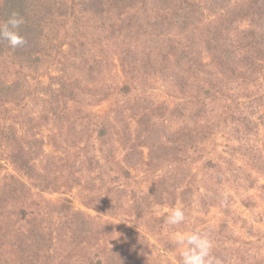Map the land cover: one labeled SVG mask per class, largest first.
Listing matches in <instances>:
<instances>
[{
  "label": "rangeland",
  "instance_id": "obj_1",
  "mask_svg": "<svg viewBox=\"0 0 264 264\" xmlns=\"http://www.w3.org/2000/svg\"><path fill=\"white\" fill-rule=\"evenodd\" d=\"M190 1L204 15L182 25L171 17L181 0H37L31 15L43 17V59L20 67L8 55L4 71L0 64V180L25 182L43 211L69 200L90 226V240L72 244L71 229L55 231V248L45 247L54 251L51 264H171L174 229L156 206L178 202L189 216L178 227L209 230L223 264H264V61L249 73L243 67L250 34L243 18L221 52L240 77L226 98L208 90L223 68L204 39L219 24L209 15L216 7ZM247 2L232 0L238 17ZM259 18L254 30L264 37ZM225 66L229 77L233 63ZM21 206L9 202L0 222L30 236ZM125 225L137 238L123 237ZM12 264L37 263L14 250Z\"/></svg>",
  "mask_w": 264,
  "mask_h": 264
},
{
  "label": "trees",
  "instance_id": "obj_2",
  "mask_svg": "<svg viewBox=\"0 0 264 264\" xmlns=\"http://www.w3.org/2000/svg\"><path fill=\"white\" fill-rule=\"evenodd\" d=\"M208 1L216 7V10L214 12H209V15L216 16L215 19H217L219 24L215 28L216 30L214 28H212V30H209L211 35L204 36V39L207 40L213 46L212 49L216 51V53L213 54V62L217 63L220 67H223L220 71L221 80L219 82H211L212 84L208 87V90L212 89L216 93H220L221 98H226L225 91L227 88H229V81L236 82V79L240 77V74L237 72V68L239 67L235 64V61L229 62L228 57L230 55L221 53L222 51L224 52V49H222V47L225 44L230 43L228 42V40L231 36V28L237 25V23L243 18L248 19L249 28L247 31L250 34L248 35L249 42L247 43L246 51L244 52L245 56L243 58V67H245V71H247L248 73L260 67L261 62L264 61V51L262 50L264 49V37L262 35H258L259 32L256 33V30L258 29L256 28V20L254 19L255 17L264 19V0H248L246 6L240 12L241 17H238L236 15V7L232 6V0ZM36 2L37 0H0V22L6 21L12 13H18L25 20V23L20 27V32L25 36L27 41L24 46L12 49L8 45V42L6 40L0 39V58L2 59L0 64H3V71L7 68L6 63H8V59L10 58L11 60L12 58H14L16 60L15 63L19 64L20 67L21 64L24 66L25 63L27 65H30L26 61L33 63V61H40V59H43L41 53H43L44 49L42 48L41 43L42 39H44V35L43 27H40L42 26L40 21L41 18L43 19V17L37 19V16H35V14L31 15V13L36 10V8L31 6L36 5ZM181 2L182 4H175V6L177 7L175 8V11L172 13L171 17H177V20L179 21V23H182V25L188 20L191 21L197 19L199 14L202 16L204 15L203 12H200L197 9L199 5L196 4L195 1L181 0ZM45 23H47L46 20L44 22V27ZM180 47L183 49L182 52L185 53V56L189 59L188 62L190 66L193 68L196 67L199 70L198 67L201 62L195 59L191 51H188V47H184L181 45ZM176 50L175 52L177 53ZM8 55H10L11 57L7 59ZM232 63V68L228 69L230 73L228 77L224 74V67H226L225 65ZM34 65H38V63L36 62ZM1 75L2 71H0V76ZM224 76H226L228 79ZM225 80L227 81L225 82ZM2 92L8 94L7 91ZM210 93L213 95H208L205 97L210 98V96L213 97L215 95L212 92ZM194 97H196L198 100L196 102H201L199 100L201 99L199 96ZM205 107L206 104L205 102H203V104H201V106L198 108V113L204 115ZM233 110H237L236 105ZM233 119L236 122L243 121V118H241L240 116L237 117L233 115ZM207 123L208 122L205 121V123L201 125L198 123H196L195 125L198 124L199 126H201V128H205L208 126ZM244 125L246 127L250 126V124L246 121L244 122ZM194 128L197 127L195 126ZM103 134L104 132L100 130L98 132V138H102ZM21 156L22 154H18V157ZM21 169L27 170L29 177H32L35 172L32 170V167L27 163V161H22ZM56 186V191L62 190L61 184H56ZM27 187L28 186L25 185V182L17 180L16 178L15 180H13V177L12 182H10L9 180H0V211L2 210V208H5L9 202H14L18 205H22L21 209L24 214L29 215L28 219H31V221H29L28 224L32 227V229L30 230L31 235L27 236L24 235V232L21 230V228H16L15 231L7 229L8 226H12L9 221L6 220V222H0V259H3L0 260V264H12V253L14 250L18 253H22L24 260L30 257L32 261L37 264H51V259H54V251H51L52 249L45 250V247L51 246L52 248H55V240L53 241L54 232L61 231L62 228H67V232L69 229H71V235L73 236V238L67 240L68 244H72L75 239L79 238H84L87 241L90 240L89 237L84 236L86 229H88V227L90 226L83 223L82 219H79L78 213L75 214V212L72 211V206L68 202L69 200L67 201L66 199L60 202L56 208V212L51 211L49 208L48 212L43 211V207H41L42 204L40 201H37L36 199H32V201L29 200V197H32V192L31 189ZM42 188H44L43 190L47 189V187L43 186ZM68 188L71 189V185H69ZM93 198L95 199V197ZM107 204L108 203H105V205ZM49 205L51 204L49 203ZM75 216H77L79 220H77ZM121 228H123L124 231L122 232L123 237H125L128 241H130L131 237L133 238L135 236V238H137V235H135L136 230L132 226L125 225ZM80 234H83V236H79ZM143 243L144 242L141 241V245L136 246L137 252L143 249ZM86 245L88 246V243H86ZM86 245H84L86 252L84 253L83 260H86V262L88 263L90 258H88V255H86L88 254V248ZM68 249H70V251H73V249L76 248H72L71 246V248ZM5 250H9L8 255L5 253ZM33 255L35 256V258ZM74 256L70 255L66 257V261H72V258H74ZM114 264H117V262H115Z\"/></svg>",
  "mask_w": 264,
  "mask_h": 264
},
{
  "label": "clouds",
  "instance_id": "obj_3",
  "mask_svg": "<svg viewBox=\"0 0 264 264\" xmlns=\"http://www.w3.org/2000/svg\"><path fill=\"white\" fill-rule=\"evenodd\" d=\"M25 20L18 13H12L4 22H0V39L8 42L12 49L24 46L27 41L20 32ZM157 215L164 214V223L174 229L170 241L175 246V253L170 254L171 264H223L222 260L214 254V240L209 230L199 227L180 229L178 226L186 225L189 216L185 206L177 203L171 207L156 206ZM126 222L117 221L116 224ZM178 254V258H177Z\"/></svg>",
  "mask_w": 264,
  "mask_h": 264
}]
</instances>
